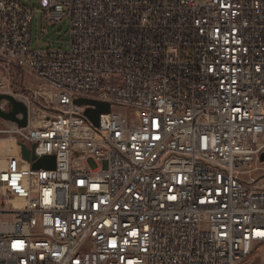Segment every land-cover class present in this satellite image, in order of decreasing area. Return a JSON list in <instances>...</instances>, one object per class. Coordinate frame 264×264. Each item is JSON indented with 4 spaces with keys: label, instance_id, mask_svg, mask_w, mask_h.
<instances>
[{
    "label": "built area",
    "instance_id": "1",
    "mask_svg": "<svg viewBox=\"0 0 264 264\" xmlns=\"http://www.w3.org/2000/svg\"><path fill=\"white\" fill-rule=\"evenodd\" d=\"M34 12L0 0V95L28 108L26 128L0 117V141L19 131L0 155V264H255L264 0H40L67 49L33 48ZM17 73L51 97L14 94ZM79 99L111 111L96 127Z\"/></svg>",
    "mask_w": 264,
    "mask_h": 264
},
{
    "label": "rangeland",
    "instance_id": "2",
    "mask_svg": "<svg viewBox=\"0 0 264 264\" xmlns=\"http://www.w3.org/2000/svg\"><path fill=\"white\" fill-rule=\"evenodd\" d=\"M26 7L34 10L33 16V48L34 49H45L48 47H55L61 49H67L70 42L69 36V23L68 21H63L59 23H51L47 21L41 13L40 10V0H19ZM197 2H204L207 0H194ZM48 31L46 35H43V30ZM16 80L12 81L13 93L22 94H31V92L46 94L48 97H51V90L44 86V84L36 78L19 74L15 75ZM51 115L53 112L43 111L41 115ZM264 140V138H263ZM264 260V251L261 254V257L255 260V264H260Z\"/></svg>",
    "mask_w": 264,
    "mask_h": 264
},
{
    "label": "water",
    "instance_id": "3",
    "mask_svg": "<svg viewBox=\"0 0 264 264\" xmlns=\"http://www.w3.org/2000/svg\"><path fill=\"white\" fill-rule=\"evenodd\" d=\"M8 101L12 107V111L9 113L3 112L1 109L2 101ZM78 105H86L94 108H88L85 115L86 117L93 123L94 126L98 127L100 123V116L102 114L110 113L111 106L107 103L97 102L88 99H79L76 101ZM19 115H22L23 118H18ZM0 117L8 122L16 123L21 128H26L28 126V108L27 106L17 101L14 97L9 95H0ZM22 154L26 161H33V169H47V170H55L57 167V158L56 156H47L40 159H37L35 155V148L33 146L32 150H30L25 144L21 145ZM261 161L264 162V154L261 157Z\"/></svg>",
    "mask_w": 264,
    "mask_h": 264
},
{
    "label": "bare ground",
    "instance_id": "4",
    "mask_svg": "<svg viewBox=\"0 0 264 264\" xmlns=\"http://www.w3.org/2000/svg\"><path fill=\"white\" fill-rule=\"evenodd\" d=\"M6 140V141H4ZM19 140V131L4 130L3 140L0 141V155L17 154L16 141Z\"/></svg>",
    "mask_w": 264,
    "mask_h": 264
}]
</instances>
